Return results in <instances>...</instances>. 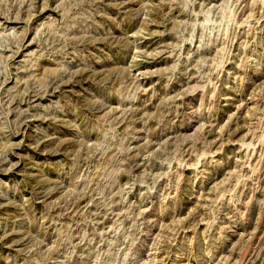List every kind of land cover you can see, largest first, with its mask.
Masks as SVG:
<instances>
[{
	"label": "rangeland",
	"instance_id": "obj_1",
	"mask_svg": "<svg viewBox=\"0 0 264 264\" xmlns=\"http://www.w3.org/2000/svg\"><path fill=\"white\" fill-rule=\"evenodd\" d=\"M0 264H264V0H0Z\"/></svg>",
	"mask_w": 264,
	"mask_h": 264
}]
</instances>
